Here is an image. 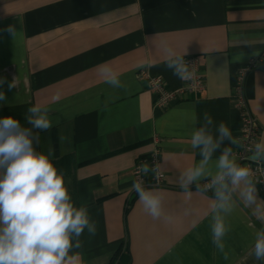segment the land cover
Returning <instances> with one entry per match:
<instances>
[{"label": "crops", "instance_id": "1", "mask_svg": "<svg viewBox=\"0 0 264 264\" xmlns=\"http://www.w3.org/2000/svg\"><path fill=\"white\" fill-rule=\"evenodd\" d=\"M168 50L200 59L204 89L162 110L137 73L144 69L170 87L181 85L165 67ZM252 56L264 59V0H0V91L6 95L0 118L26 124L29 107L50 110L53 127L40 132L37 148L54 150L74 202L97 223V234L85 230L82 247L69 252L70 264H264L250 255L254 232L264 225L244 207L239 189L232 194L237 207L226 217L225 260L211 243L213 188L201 192L193 184L189 194L179 179L201 159L191 148L192 114L202 123L207 111L239 142L233 77ZM104 62L120 74L123 89L103 82L98 65ZM244 91L259 141L263 69L248 73ZM154 138L165 185L146 187L162 197L158 220L145 213L132 188L133 169L149 161ZM226 146L234 153L239 143ZM219 155L209 163L213 173Z\"/></svg>", "mask_w": 264, "mask_h": 264}, {"label": "clouds", "instance_id": "2", "mask_svg": "<svg viewBox=\"0 0 264 264\" xmlns=\"http://www.w3.org/2000/svg\"><path fill=\"white\" fill-rule=\"evenodd\" d=\"M9 31L14 29L10 26ZM164 64L182 82L194 79L195 72L184 56L168 50ZM98 72L113 89L125 87L109 62L98 65ZM3 82L0 80V84ZM14 86L13 81L9 88ZM4 100L6 95L0 91V101ZM49 111L40 105L29 107L24 117L26 124L10 115L0 118V264H70L68 254L82 247L80 238L85 230L89 236L97 234V223L88 208L74 202L64 171L53 163L54 150L44 152L37 148L40 132L53 127ZM191 124V148L199 149L201 159L180 174V187L189 194L193 184L196 191L213 188L211 243L227 260L224 241L231 225L226 217L237 207L232 194L239 189L244 207L251 209L252 215L264 225V198L257 187L260 181L252 178L250 167L237 163L232 147L226 146L239 143L226 123L215 125L213 117L205 111L202 123L192 114ZM217 151L220 155L213 173L208 166ZM249 160L264 163V138L254 144ZM161 166V162L150 165L141 161L132 181L138 202L154 220L164 215L162 197L145 186L143 177L149 172L161 176ZM201 179H210V183L201 186ZM166 220L170 222L171 217ZM250 255L255 261L264 262V227L254 232Z\"/></svg>", "mask_w": 264, "mask_h": 264}, {"label": "built area", "instance_id": "3", "mask_svg": "<svg viewBox=\"0 0 264 264\" xmlns=\"http://www.w3.org/2000/svg\"><path fill=\"white\" fill-rule=\"evenodd\" d=\"M185 60L190 62V69L194 70L195 76L191 81H184L177 87H170L160 76L152 75L147 70H140L137 73V77L144 80L147 89L152 92L153 106L156 109H164L169 105H172L186 97H191L199 94L204 89V78L202 74V63L197 56L187 55L184 56ZM261 68L264 70V59L261 56L249 57L237 70L233 77L232 84V98L234 100V106L239 113L240 118V135H239V147L233 153L237 163L241 166L250 167L254 180L260 181L258 187L264 190V164L255 163L249 160L250 152L257 142L259 134V123L257 118L251 112L248 101L244 91L245 79L248 73ZM155 145L150 152L149 164L159 162L160 149L156 138ZM140 164H137L134 169V177L136 178V169ZM163 173V172H162ZM145 186H163L164 174L159 177L149 172L147 176L143 177ZM210 179L202 181L201 186L208 185Z\"/></svg>", "mask_w": 264, "mask_h": 264}]
</instances>
